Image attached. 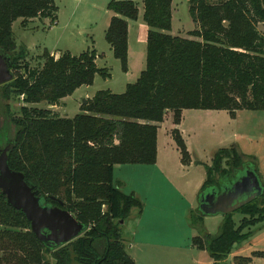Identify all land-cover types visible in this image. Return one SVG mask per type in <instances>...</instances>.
Segmentation results:
<instances>
[{
	"label": "trees",
	"instance_id": "1",
	"mask_svg": "<svg viewBox=\"0 0 264 264\" xmlns=\"http://www.w3.org/2000/svg\"><path fill=\"white\" fill-rule=\"evenodd\" d=\"M171 2L143 0L146 62L136 81L121 93L98 90L73 117H62L27 104L56 105L78 87L91 85L96 74L109 77L108 69L97 66L94 49L78 55L65 51L58 57L45 51L40 65L31 67L26 47L15 41L12 23L23 18L26 25L35 17L54 21L55 1L0 0V49L10 56L15 71L12 80L0 85L6 101L4 110L0 108V137L2 116L12 133L9 167L39 189L46 204L68 210L87 225L70 242L47 247L0 190V264H136L126 251L121 227L141 214L143 204L114 182V165L154 164L158 123L168 111L176 125L171 135L182 163L188 164L190 153L177 128L184 109L227 110L232 117L241 109L264 110V36L257 29L264 23V0H189L188 12L196 25L189 35L194 38L170 32ZM106 8L113 15L105 40L126 72L127 19H137V3L109 0ZM10 101L19 103L18 109H12ZM248 160L250 166L245 165ZM244 167L261 178L253 157L237 144L217 148L205 165L199 195L221 182L231 184L237 171L246 172ZM234 212L243 215L238 224ZM234 212L225 214L217 234L202 225L201 234L192 238L194 246L208 251L211 264H222L234 244L249 236L244 228L264 220V202L260 196ZM249 259L235 256L234 264Z\"/></svg>",
	"mask_w": 264,
	"mask_h": 264
},
{
	"label": "rangeland",
	"instance_id": "2",
	"mask_svg": "<svg viewBox=\"0 0 264 264\" xmlns=\"http://www.w3.org/2000/svg\"><path fill=\"white\" fill-rule=\"evenodd\" d=\"M55 1L60 13L57 26L55 22L49 26V21H35L28 27H24L19 20H15L12 24V31L16 43L28 47L29 53L26 61L31 67L40 65L42 60L38 56L42 55L46 48L50 51L53 46H56L57 50L64 46H70V50L78 54L84 48L83 44H79L81 37L85 33L92 37L94 41L90 48L94 47L102 55L97 64L99 67H106L110 75L104 78L96 74L91 85L82 86L74 95L65 97V106L63 103L58 104L62 117H73L80 111L79 103L85 99V92L88 95H94L98 90L108 89L115 93H121L125 90L127 83L136 81L139 69L132 65V71L126 75L121 69L119 59L113 56L112 50L103 36L104 26L100 24L99 18L102 16L101 20L103 19L102 14L109 0L107 3L105 0ZM174 1L176 4L172 19V34L194 38L189 35V31L196 28L188 12L189 0ZM70 20L75 23L77 29L82 30V33L75 36L74 40L68 39L67 44L69 45L62 43L58 45L55 41L62 31L63 25L69 23ZM257 29L264 36V23H258ZM139 32L144 34L143 26L139 28ZM143 52L145 53V45ZM143 58L142 56L141 69L145 66ZM12 72L15 71L12 70ZM5 103L6 101L0 95L2 110H4ZM10 103L12 109H18L19 103L13 101ZM27 106L49 107L44 101L27 104ZM1 120L3 132L0 137V152L9 145L12 139L7 117L2 116ZM181 120L188 147L192 154L198 156L196 159L201 160V164L196 165V161H194V164L188 168H181L179 164L173 166V170L169 174L172 184L161 179L159 172L153 170L154 166H146L147 173L143 171L120 173L117 171L115 176L116 179L120 178V189L124 193H132L131 190L136 191L138 188V192L135 193L139 194L143 204L142 210H145L147 216L145 219L149 228L146 227L144 236L150 243L145 246L133 245L130 249V243L126 242L135 231L138 216L128 218L121 227L126 251L132 254L137 249V254H141V264H209L207 262L210 260L208 251L198 249L196 246L193 248L192 238L201 234L202 225L208 232L217 234L224 220L225 214L204 215L198 208L201 194L199 195L196 185L201 175L206 177L204 164L211 161V156L217 148L227 147L232 143L237 144L243 154L249 155L255 160L257 171L264 185V110L241 109L232 117L227 110L184 109ZM172 124V112L168 111L161 127L163 139L167 137L164 135V129ZM185 138H183L184 142H186ZM245 165L250 166V161L248 160ZM154 172L159 180L155 178V183L149 190L145 189L144 185L140 188V182L143 180L140 174H143L144 181H147ZM237 173L238 177L244 174L240 170ZM261 200L264 202V191ZM242 217L243 215L239 212L233 214L236 224ZM243 231L249 236L234 244L231 253L222 264H234L235 256L249 257L247 264H264V220L248 225ZM138 247H142V250Z\"/></svg>",
	"mask_w": 264,
	"mask_h": 264
},
{
	"label": "water",
	"instance_id": "3",
	"mask_svg": "<svg viewBox=\"0 0 264 264\" xmlns=\"http://www.w3.org/2000/svg\"><path fill=\"white\" fill-rule=\"evenodd\" d=\"M12 78L10 56L0 49V85ZM82 103L86 104L87 99ZM8 149L0 152V190L9 205L25 214L36 237L47 247L57 248L82 235L87 229L86 224L78 221L68 210L46 204L39 189L28 184L20 171L9 167ZM263 191L264 185L256 171L247 169L231 184L221 183L219 187L204 191L198 208L204 215L231 213L260 197Z\"/></svg>",
	"mask_w": 264,
	"mask_h": 264
},
{
	"label": "crops",
	"instance_id": "4",
	"mask_svg": "<svg viewBox=\"0 0 264 264\" xmlns=\"http://www.w3.org/2000/svg\"><path fill=\"white\" fill-rule=\"evenodd\" d=\"M105 1H106L105 3H107L108 0H105ZM134 1L137 3V7H138V17H137L136 20L127 19V22H128V70L125 72L126 75L130 74V72L132 71V65L134 67H138L139 70H137V71H138V73L140 75V72L145 68V66H144V68L141 69V66H142V63H141L142 56L144 57L143 59H145V62H146V35H147L148 26H147V24H146V22L144 20V3H143V0H134ZM175 4H176L175 1L172 0V2H171L172 19L174 17V7H175ZM56 6H57V4H56ZM58 11L59 10H58V6H57L56 18H55L54 21H51L49 18H39V17H35V18H32V19H28L27 24L26 25H23L22 24L23 18H18L16 20H19L21 22V25L24 26V27H28V25L30 23H33L35 21H39V22L49 21L50 22L49 26H51L55 22V24L57 26V23L59 22V17H60V13ZM102 15H103V19L101 20V17H102L101 16L99 18V20H100V24L104 26L102 33L104 34L103 36L105 38V31H106V29L108 27V24H109V21H110L111 16L113 15V12L105 8ZM142 26L144 28V34L143 35L139 32V28L142 27ZM172 28H173V26L171 27V31H170L171 33H172ZM81 33H82V30L81 29H77L76 26H75V23L72 20H70L69 23H66V24L63 25L62 31L58 35V37H57V39H56L55 42L58 45L60 43L66 45L67 42H68V39L74 40L73 38H75V36L80 35ZM93 41L94 40L92 39V37L91 36L89 37V35L87 33H85L84 36L81 37L79 44L80 45L81 44L84 45L83 51H85L86 49H94V47L90 48L93 45ZM67 45H69V44H67ZM144 45H145V53L143 52ZM108 46L111 49V47H110L109 44H108ZM25 47H26V49H27V51L29 53L28 47L27 46H25ZM45 50L48 51L47 48ZM94 50L96 51V54H97V58H96V64H97L98 59L102 55H100L97 52L96 49H94ZM65 51H69L71 54H74V55H78V54L81 53V52H79L78 54H75L74 52H72L70 50V46H64L62 49H59V50H57L56 46H53L52 50H50L48 52L51 55H55V57H58L62 52H65ZM97 66H98V64H97ZM82 86H86V85H82ZM82 86L78 87L71 94V96L74 95L78 90H80V88ZM92 96L93 95H88L87 92H85V94H84L85 99H90ZM64 100H65V97L62 98L59 101L58 104L63 103L64 104L63 106H65ZM58 104H56V105H49L48 108L51 109L52 111H54L59 116H62L60 114V111H59L60 110V107L58 106ZM81 104L82 103H79V108H80V105ZM183 113H184V110L182 111V115H183ZM63 117H65V116H63ZM162 122L158 123V130H157V157H156V162L154 164H150V165H148V164H116V165H114V169H113V180H114V182L116 184H119V182H121L120 178H117L116 179V177H115L116 174H117V171L120 172V173H122V172H128V173H134L135 172L136 173V172H142V171L147 173L148 169L145 168L146 166H154L155 169H153V170H157L159 172V174L161 176V179H163L165 182L168 181L170 184H172L171 179L169 178V174L173 170L172 169L173 166H178V164H179V166L181 168H184V167L185 168L186 167L188 168L189 166H191V165L194 164V161H196L195 162L196 165L197 164H201V160L196 159V158H198V156H196L195 154H192L191 151H190V149H189V147H188V143H187L186 138H185V135H184L185 132H184V130L182 128V125H181L182 120H181L180 124L177 125V128L180 130V133L183 136V138H185V141H186L185 143H186L187 149H188V151L190 153V162L188 164H183L182 163L180 152H179V150L177 148V145H176V143H175V141H174V139H173V137L171 135V130L173 128H175L176 125L173 123L168 128L164 129V135L167 136V137H166V139H163L164 137H162V135H161ZM210 162L205 163L204 164V167H205V165H209ZM153 170H151V171H153ZM155 172L152 173V175L150 176L149 179L145 177L146 179H148L147 181H144L143 174H140L141 175L140 177L143 180L140 182L139 187L141 188V186L144 185L145 189L149 190L150 187L152 185H154V183H155L154 179L155 178L156 179L159 178V177H156L155 176ZM157 180H159V179H157ZM204 180H205V175H201V177H200V179H199V181H198V183L196 185L198 191H200V188H201ZM131 191L134 194H136L135 192L136 191L138 192V188H137L136 191L135 190H131ZM136 195L138 197H140L139 194H136ZM146 217L147 216L145 215V210H142L141 214L136 219L137 223H136L135 231L133 232V234L130 237H128V239L126 241V242H129L130 243V249L132 248L133 245H137V246L144 245L145 246L148 243H150V242H148L146 240V237L144 236L145 235V232H146V229L149 228L148 223H147V221L145 219ZM208 233H210V232H208ZM210 234H212V233H210ZM193 246L194 245L192 244V247ZM139 248H141V250H142V247H138V249ZM136 250L134 252H132V254H129L128 252L127 253L135 261L136 264H141V262H140V261H142L141 260V254H137V251ZM209 259L210 260L207 261V262L209 264H211L213 262V259L211 258V256H209Z\"/></svg>",
	"mask_w": 264,
	"mask_h": 264
},
{
	"label": "flooded vegetation",
	"instance_id": "5",
	"mask_svg": "<svg viewBox=\"0 0 264 264\" xmlns=\"http://www.w3.org/2000/svg\"><path fill=\"white\" fill-rule=\"evenodd\" d=\"M6 148H9V145H7V147Z\"/></svg>",
	"mask_w": 264,
	"mask_h": 264
}]
</instances>
